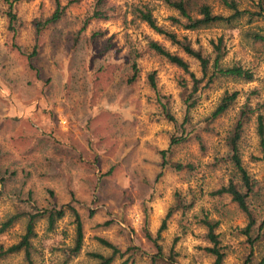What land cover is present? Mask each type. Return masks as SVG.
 <instances>
[{
	"label": "rangeland",
	"instance_id": "rangeland-1",
	"mask_svg": "<svg viewBox=\"0 0 264 264\" xmlns=\"http://www.w3.org/2000/svg\"><path fill=\"white\" fill-rule=\"evenodd\" d=\"M12 2L14 25L8 17ZM258 2L241 0L240 6L256 11ZM209 3L216 14H231L218 0ZM94 4L67 6L57 24L39 32L36 24L54 14L55 0H0V225L18 211L53 205L79 212L81 253L72 255L76 225L65 208L53 231L46 219L37 222L33 264H96L91 253L112 254L97 238L125 253L113 264H215L205 251L212 246L208 219L219 222L224 264L257 262L264 254V154L257 135V117H264V42L254 34L264 35V17L186 31L171 26L178 14L161 1L110 0L108 20H90ZM145 8L206 56L214 58L212 42L222 38L223 65L251 70L254 81L220 78L208 87L206 78L192 94L190 74L153 52L149 42L182 56L199 79L200 64L138 18ZM134 62L138 76L130 83ZM234 92L232 108L212 119L224 95ZM190 95L194 105L188 110ZM245 108L250 113L240 151L258 181L250 200L256 220L250 239L241 232L249 218L231 197L212 196L235 177L227 139ZM175 139L180 143L166 159L185 165L180 172L163 167L161 154ZM25 228L22 219L0 234V247L18 243ZM0 264L28 262L18 253Z\"/></svg>",
	"mask_w": 264,
	"mask_h": 264
},
{
	"label": "trees",
	"instance_id": "trees-1",
	"mask_svg": "<svg viewBox=\"0 0 264 264\" xmlns=\"http://www.w3.org/2000/svg\"><path fill=\"white\" fill-rule=\"evenodd\" d=\"M57 3V9L54 14L46 19L39 20L37 22V30L41 32L44 27L49 25L57 24L65 15L67 6L75 5L80 3L82 0H69L67 6H62L60 0H55ZM110 0H95L94 12L91 19H110L109 6ZM161 1L166 4L170 9L174 10L178 17H171V26L180 27L186 31H196L201 28H208L215 25H234L237 21L248 17L249 23H252L255 19L264 17V0H259L258 9L256 11L250 9H241V0H218L222 5L227 8L231 14L229 16H224L222 14H216L213 10L212 5L209 0H154ZM14 2L10 4V9L8 12V17L11 25L17 22V16L14 13ZM138 18L155 31L157 34L164 36L172 45L179 47L188 57L195 59L201 67L203 77L197 78L194 73L190 72L189 63L180 55L170 52L165 46H163L158 41H150L149 48L155 52L157 55L162 56L170 63L183 69L185 72L189 73L193 81V93H197L203 81L208 78L207 86L210 87L216 80L220 78L225 79H235L243 80L245 82L254 81V73L244 68L241 65L234 64L230 66L223 65V61L226 57V51L224 50L223 39L220 38L217 43L212 42L213 55L214 58L206 56L201 50L195 49L191 42L186 36L180 37L177 33L160 26L157 19L154 17L150 9L145 8L144 10H139ZM89 18L87 23L90 21ZM256 41L264 42V35L260 33L254 34ZM36 55V51L31 54V57ZM133 75L130 77L129 82H135L138 76V66L134 62L132 65ZM212 70V71H211ZM150 84L153 89H156L155 74H151L149 77ZM191 94V95H192ZM189 96L186 103L189 105V101L192 96ZM238 98V93L234 92L232 94L226 93L221 99L217 108L213 112L212 119H217L225 115L235 104ZM194 104H190L188 110L193 107ZM250 112L247 108L243 109L236 121L229 138L227 139V145L230 148V161L235 168V174L228 183V185L221 187L212 193V196H224L228 195L231 197L232 201L236 203L239 209L249 218V224L244 230H241L249 239L252 238V229L256 225V220L250 209V200L255 196V188L258 186V181L255 180L243 164V159L240 151V143L244 134L245 126L247 124L248 114ZM257 135L260 139V146L264 154V117L259 115L257 117ZM180 140H173L171 146L168 150L161 152L164 163L163 167L170 166L176 171L180 172L185 170V165L181 163L171 164L166 159L167 155L172 151L175 145H178ZM238 177L240 183H237L234 179ZM2 182L6 181V176H3ZM1 182V183H2ZM3 196V192L0 191V198ZM65 208L70 211L74 218V224L76 225L75 231V244L71 249L72 255L77 256L81 253L84 243V224L79 212L72 206L66 205L62 208L56 207V205L35 210L31 212H17L16 214L10 216L0 225V234L5 233L8 229L13 227L17 222L22 219H26L25 233L21 240L8 247H0V260L8 255L24 253L26 261L28 264H33L32 260V240L36 237V224L42 219H46L48 222V230L53 231L59 220L63 219L66 214ZM176 209H171L168 212L165 220L162 224V229L164 230L167 226V220L174 214ZM204 224L207 227V238L212 244L211 247L205 248L207 253H210L215 258V264H224L225 253L221 247L220 236L216 233V229L219 226V222H211L206 219ZM99 243L104 247L111 249L112 254L105 256L100 253H91V257L97 260L96 264H113L117 255L123 257V253L117 246L103 238H97ZM250 264H264V254L261 259L257 262H249ZM248 263V264H249ZM123 264H126L123 263Z\"/></svg>",
	"mask_w": 264,
	"mask_h": 264
}]
</instances>
